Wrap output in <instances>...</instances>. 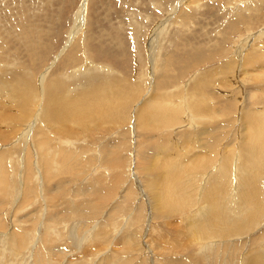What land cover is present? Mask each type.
I'll use <instances>...</instances> for the list:
<instances>
[{"label":"rangeland","instance_id":"obj_1","mask_svg":"<svg viewBox=\"0 0 264 264\" xmlns=\"http://www.w3.org/2000/svg\"><path fill=\"white\" fill-rule=\"evenodd\" d=\"M253 256L264 0H0V264Z\"/></svg>","mask_w":264,"mask_h":264},{"label":"bare ground","instance_id":"obj_2","mask_svg":"<svg viewBox=\"0 0 264 264\" xmlns=\"http://www.w3.org/2000/svg\"><path fill=\"white\" fill-rule=\"evenodd\" d=\"M82 9H80V11H81ZM85 15V14H84ZM83 18V17H82ZM79 19L76 17V19H75V21L76 22H79L78 21ZM75 22V23H76ZM83 22V21H82ZM76 26H78V24L76 25ZM80 26V25H79ZM110 154L112 155V153L110 152ZM113 158H116V157H113ZM22 186V185H21ZM72 198V197H71ZM88 203V202H87ZM112 208V207H111ZM182 208V207H181ZM84 209V208H83ZM139 209V208H138ZM81 210V209H80ZM163 211V210H162ZM33 212V211H32ZM80 212V211H79ZM65 213H67V212H65ZM96 213V212H95ZM114 213V212H113ZM164 213V212H163ZM82 214V213H81ZM185 214V213H184ZM15 215H16V213H15ZM58 215V214H57ZM138 215V214H137ZM154 215V214H153ZM108 216V215H107ZM139 216V215H138ZM66 217H68V215L66 216ZM69 217H71V214H70V216ZM174 217V216H173ZM172 217V218H173ZM72 218V217H71ZM63 219V218H62ZM116 219V218H115ZM107 222V221H106ZM154 222V221H153ZM170 222V221H169ZM55 223V222H54ZM75 223V222H74ZM173 223V222H172ZM22 224H24V223H22ZM112 224V225H111ZM110 225H111V227L110 226H108V227H110V228H112V229H116L117 227V224H114V225H116V226H114V228L112 227L113 226V223H111ZM72 225V224H71ZM78 225V224H77ZM76 225V226H77ZM155 225H157V224H155ZM169 225H170V223H169ZM171 226V225H170ZM68 227H70L69 226V224H68ZM73 227V226H72ZM161 227V226H160ZM172 227H173V225H172ZM27 228V227H26ZM76 228V227H75ZM98 228H99V226H98ZM104 228V227H103ZM167 228V227H166ZM24 229V228H23ZM62 229V228H61ZM101 229V228H100ZM148 229V228H147ZM150 229H152V225L150 226ZM149 229V232L151 231ZM160 229V228H159ZM163 229V228H162ZM161 229V230H162ZM186 229V228H185ZM72 230V229H71ZM117 230V229H116ZM125 230V229H124ZM183 230V229H182ZM26 231V230H25ZM60 231V230H59ZM66 231V230H65ZM79 231V230H78ZM93 231V230H92ZM104 231H106V229H103L101 232L102 233H104ZM147 231V230H146ZM155 231V230H154ZM195 231V230H194ZM91 232V231H90ZM95 232V231H94ZM107 232V231H106ZM113 232H114V230H113ZM148 231H147V234L145 235V237H144V239H146V242L148 243V244H150V245H152V244H154V243H157V242H155V241H153L152 240V238H154L155 236H157V233H155V234H148L149 233ZM167 232V231H166ZM68 233V232H67ZM98 233V232H97ZM115 233V232H114ZM146 233V232H145ZM151 233V232H150ZM154 233V232H153ZM161 233H162V231H161ZM168 233V232H167ZM171 233V232H170ZM17 234V233H16ZM22 234V233H21ZM91 233H89L88 235H90ZM110 234H112V233H110ZM110 234H109V238H110ZM118 234V233H117ZM164 234V233H163ZM208 234V233H207ZM113 235V234H112ZM203 235V234H202ZM22 236H23V234H22ZM96 236H98V235H96ZM131 236V235H130ZM167 236V235H166ZM165 236V237H166ZM170 236V235H169ZM58 237V236H57ZM93 237V236H92ZM104 237H105V235H104ZM158 237H160V236H158ZM175 237V236H174ZM206 237L207 238H211L212 236H208V235H206ZM20 238V237H19ZM86 238V237H85ZM169 238V237H168ZM193 238V237H192ZM22 239V238H21ZM42 239V238H41ZM89 239V238H88ZM117 239H119V238H117ZM162 239V238H161ZM164 239V238H163ZM14 240V239H13ZM24 240V239H23ZM37 240V239H36ZM96 240V239H95ZM94 240V241H95ZM141 240V239H140ZM156 240V239H155ZM158 240V239H157ZM169 240V239H168ZM167 240V241H168ZM194 240V239H193ZM86 241H88V240H86ZM153 241V242H152ZM170 241V240H169ZM36 242V241H35ZM107 242H109V241H107ZM106 242V243H107ZM164 242V241H163ZM93 243V242H92ZM95 243V242H94ZM98 243H100V241L98 242ZM102 243V242H101ZM96 245H97V243H95ZM113 244V243H112ZM146 244V243H145ZM100 245H102V244H100ZM107 245V244H106ZM117 245V244H116ZM68 246V245H67ZM162 246V245H161ZM192 246H194V243H193V245ZM202 245H200V247H201ZM42 247V246H41ZM62 247V246H61ZM84 247V246H83ZM101 247V246H100ZM164 247V246H163ZM170 247H172V246H170ZM59 248V247H58ZM63 248V247H62ZM92 248V247H91ZM94 248V247H93ZM131 248V247H130ZM148 248V247H147ZM154 248V247H153ZM166 248H167V245H166ZM169 248V247H168ZM201 248H203V251H205L204 250V247H201ZM71 249V248H70ZM84 250H85V252L86 251H88L90 248L86 245V247H84L83 248ZM162 249V248H161ZM41 250V249H40ZM59 250V249H58ZM72 250H73V248H72ZM99 250H100V248H99ZM156 250V249H155ZM160 250V249H159ZM169 250V249H168ZM179 250V249H178ZM61 251V250H60ZM83 251V250H82ZM97 251H98V249H97ZM171 251V250H170ZM173 251V250H172ZM202 251V252H203ZM43 252V251H42ZM189 252V251H188ZM194 252V251H193ZM200 252V251H199ZM72 253V252H71ZM115 253V252H114ZM156 253L158 254V251L156 250ZM52 254V253H51ZM56 255H57V252L55 253ZM62 254V253H61ZM81 254V253H80ZM116 254V253H115ZM118 254V253H117ZM116 254V255H117ZM130 254V253H129ZM167 254L168 253H166V252H164V253H160L159 255H166L167 256ZM199 255H197V260H196V255L194 256L193 254H192V258L195 260V261H197L198 262V260H199V258H201L202 257V255L203 254H200V253H198ZM60 255V254H59ZM76 255V254H75ZM87 255V254H86ZM121 255V254H120ZM140 255V254H139ZM206 255V254H205ZM58 256V255H57ZM63 256V255H62ZM77 256V255H76ZM84 256V255H83ZM174 256H176V254L174 255ZM65 257V256H64ZM67 257V256H66ZM78 257H80L79 255H78ZM159 257V256H158ZM163 257V256H162ZM169 257V256H168ZM172 257V256H171ZM71 258V257H70ZM68 259V262L69 263H71L72 264V261H73V259L71 258V259ZM73 258H75V256H73ZM86 258V257H85ZM166 258V257H165ZM175 258V257H174ZM173 258V259H174ZM93 259V258H92ZM251 260H244L245 262H247V263H249V264H264V260H263V258H261V257H255V256H253V257H251L250 258ZM59 260H61L59 257H56V258H54V257H52V259H50L49 261H51V262H57V261H59ZM86 260V259H85ZM131 260V259H130ZM166 260H168V259H166ZM76 261H77V259H76ZM80 261V260H79ZM161 261H164V260H161ZM160 261V262H161ZM170 261V260H169ZM168 261V262H169ZM61 262V261H60ZM173 264H175L176 263V261H171ZM65 263V262H64ZM76 263V262H75ZM166 263V262H165ZM61 264V263H60ZM159 264H161V263H159ZM246 264V263H245Z\"/></svg>","mask_w":264,"mask_h":264}]
</instances>
